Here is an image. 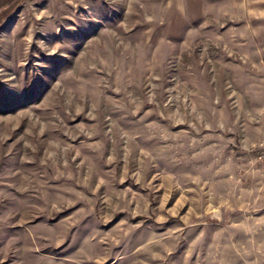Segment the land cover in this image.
Here are the masks:
<instances>
[{
	"label": "rangeland",
	"instance_id": "rangeland-1",
	"mask_svg": "<svg viewBox=\"0 0 264 264\" xmlns=\"http://www.w3.org/2000/svg\"><path fill=\"white\" fill-rule=\"evenodd\" d=\"M0 264H264V0H0Z\"/></svg>",
	"mask_w": 264,
	"mask_h": 264
}]
</instances>
